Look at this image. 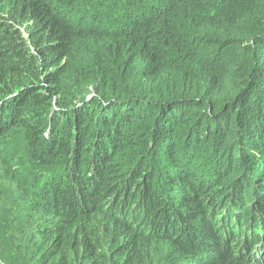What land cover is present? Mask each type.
Listing matches in <instances>:
<instances>
[{"label":"trees","instance_id":"obj_1","mask_svg":"<svg viewBox=\"0 0 264 264\" xmlns=\"http://www.w3.org/2000/svg\"><path fill=\"white\" fill-rule=\"evenodd\" d=\"M0 264H264V0H0Z\"/></svg>","mask_w":264,"mask_h":264},{"label":"clouds","instance_id":"obj_2","mask_svg":"<svg viewBox=\"0 0 264 264\" xmlns=\"http://www.w3.org/2000/svg\"><path fill=\"white\" fill-rule=\"evenodd\" d=\"M259 251V247H257L256 249H253V253H257Z\"/></svg>","mask_w":264,"mask_h":264}]
</instances>
